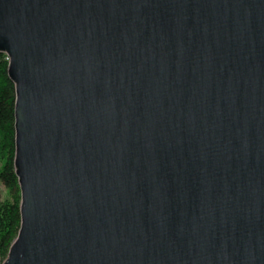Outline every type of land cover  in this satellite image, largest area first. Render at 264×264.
Listing matches in <instances>:
<instances>
[{
  "label": "water",
  "instance_id": "obj_1",
  "mask_svg": "<svg viewBox=\"0 0 264 264\" xmlns=\"http://www.w3.org/2000/svg\"><path fill=\"white\" fill-rule=\"evenodd\" d=\"M0 52L2 264H264V0H0Z\"/></svg>",
  "mask_w": 264,
  "mask_h": 264
},
{
  "label": "trees",
  "instance_id": "obj_2",
  "mask_svg": "<svg viewBox=\"0 0 264 264\" xmlns=\"http://www.w3.org/2000/svg\"><path fill=\"white\" fill-rule=\"evenodd\" d=\"M7 69L6 55L0 52V186L6 192L5 199H2L0 189V264L17 236L21 221L20 189L13 164L15 87Z\"/></svg>",
  "mask_w": 264,
  "mask_h": 264
},
{
  "label": "rangeland",
  "instance_id": "obj_3",
  "mask_svg": "<svg viewBox=\"0 0 264 264\" xmlns=\"http://www.w3.org/2000/svg\"><path fill=\"white\" fill-rule=\"evenodd\" d=\"M0 189H1V197H2V199H5V197H6V192H5V189L2 187V186H0Z\"/></svg>",
  "mask_w": 264,
  "mask_h": 264
}]
</instances>
